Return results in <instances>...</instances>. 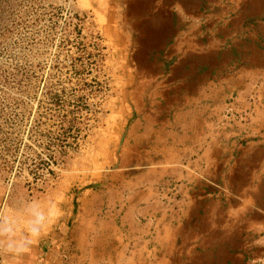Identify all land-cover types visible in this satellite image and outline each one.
<instances>
[{
	"label": "rangeland",
	"instance_id": "374dc122",
	"mask_svg": "<svg viewBox=\"0 0 264 264\" xmlns=\"http://www.w3.org/2000/svg\"><path fill=\"white\" fill-rule=\"evenodd\" d=\"M126 2L0 0V207L19 214L28 199L52 198L64 210L29 254H0V264H38L43 246L64 237L70 226L124 222L129 197L151 192L152 176H143L151 166L145 164L158 157L136 141L142 126L162 124L182 135L193 120L218 119L214 103L193 118L189 101L172 98L195 92L196 85L158 83L182 77L184 70L160 66L139 52L135 38L126 35ZM252 90L255 106L262 105L261 86ZM223 93L218 125L225 131L243 116L236 113L229 85ZM172 147L167 156H183L182 148ZM236 167L230 162L208 175L206 195L194 196L202 210L191 214L192 223L220 231L239 227L238 237L251 246L240 264H264V195L258 190L264 181L240 188ZM153 188L165 195L158 197L161 203L183 199L174 183ZM176 215L165 210L138 220L155 234L170 220L173 226Z\"/></svg>",
	"mask_w": 264,
	"mask_h": 264
},
{
	"label": "crops",
	"instance_id": "0c3cea01",
	"mask_svg": "<svg viewBox=\"0 0 264 264\" xmlns=\"http://www.w3.org/2000/svg\"><path fill=\"white\" fill-rule=\"evenodd\" d=\"M125 7L126 35L135 38L139 52L146 59L155 57L160 66L184 70L182 77L173 75L158 83L196 85L195 92L175 93L172 98L189 101L193 118L202 110L211 111L214 103L218 119L193 120L182 128V135L162 124L139 128L136 141L143 150L158 154L145 164L151 166L143 175L152 176L151 192L129 197L133 199L119 225L110 218L98 226L89 221L68 226L64 237L43 246L38 264H240L251 246L238 237L239 227L215 230L205 222L192 223L191 214L202 210L194 196L206 195L203 182L224 164L237 166L240 188L264 181V0H127ZM224 85L230 86L236 113L243 116V122L234 121L225 131L218 125ZM254 85L261 86L259 106L251 94ZM255 135L260 139H253ZM172 146L182 148L183 156H167ZM154 183L176 184L182 201L159 202L165 195L157 193ZM258 190L264 195V186ZM228 208L236 211L238 206ZM174 209L179 215L173 226L170 220L155 234L138 220L143 214Z\"/></svg>",
	"mask_w": 264,
	"mask_h": 264
},
{
	"label": "clouds",
	"instance_id": "9594fccd",
	"mask_svg": "<svg viewBox=\"0 0 264 264\" xmlns=\"http://www.w3.org/2000/svg\"><path fill=\"white\" fill-rule=\"evenodd\" d=\"M56 200L28 199L19 214L0 207V254L23 257L43 239L63 216Z\"/></svg>",
	"mask_w": 264,
	"mask_h": 264
}]
</instances>
